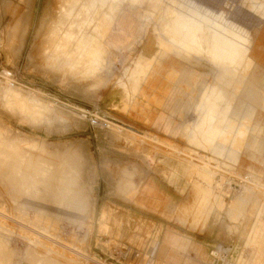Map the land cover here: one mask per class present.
<instances>
[{
  "label": "rangeland",
  "instance_id": "rangeland-1",
  "mask_svg": "<svg viewBox=\"0 0 264 264\" xmlns=\"http://www.w3.org/2000/svg\"><path fill=\"white\" fill-rule=\"evenodd\" d=\"M263 242L264 0H0V264Z\"/></svg>",
  "mask_w": 264,
  "mask_h": 264
},
{
  "label": "bare ground",
  "instance_id": "bare-ground-1",
  "mask_svg": "<svg viewBox=\"0 0 264 264\" xmlns=\"http://www.w3.org/2000/svg\"><path fill=\"white\" fill-rule=\"evenodd\" d=\"M97 13H98V12H97ZM95 14H96V13H95ZM43 15H44V14H43ZM98 15H99V14H98ZM50 17H51V16H50ZM95 17H96V16H95ZM60 19H61V18H60ZM89 19H90V18H89ZM100 19H101V18H100ZM99 21H100V20H99ZM85 24H86V23H85ZM41 26H42V25H41ZM18 27H19V26H18ZM18 27H17V28H18ZM14 28H15V27H14ZM17 28H16V29H17ZM16 29H14V30H15V35H14L15 38H16V36L18 35V31H17L18 29H17V30H16ZM21 32H22V31H21ZM27 32H28V27H27V25H26L25 28H24V35H23L24 37L22 38L23 40L21 39V40H22V44L24 43L25 36L27 35V34H26ZM22 33H23V32H22ZM77 33H78V32H77ZM21 35H22V34H21ZM66 35H67V34H66ZM66 37H67V36H66ZM15 38H14V40H15ZM18 38H19V37H18ZM20 38H21V37H20ZM19 40H20V39H19ZM19 40H18V41H19ZM70 41H71V40H70ZM16 42H17V41H16ZM63 42H65V41H63ZM72 42H73V41H72ZM19 43H20V42H19ZM89 43H90V42H89ZM97 44H98V43H97ZM89 45H90V44H89ZM91 45H92V44H91ZM93 47H94V46H93ZM96 47H97V46H96ZM218 47H219V46H218ZM235 47H236V46H235ZM55 48H56V47H55ZM94 48H95V47H94ZM99 48H100V47H99ZM92 49H93V48H92ZM100 49H101V48H100ZM100 49L97 48L98 51H99ZM46 50H47V49H46ZM62 50H63V49H62ZM90 50H91V49H90ZM56 55H57V54H56ZM63 66H64V65H63ZM62 68H63V67H62ZM246 119H247V118H246ZM236 125H237V124H236ZM236 125H235V126H236ZM231 126H232V125H231ZM231 129H232V128H231ZM224 133H225V132H224ZM14 166H15V165H14ZM14 166H13V167H14ZM213 255H214V256H218L219 254L215 252ZM256 255H257V254H256ZM256 259H257V257H256ZM257 260H258V259H257ZM257 260H255L254 264L257 262Z\"/></svg>",
  "mask_w": 264,
  "mask_h": 264
},
{
  "label": "crops",
  "instance_id": "crops-1",
  "mask_svg": "<svg viewBox=\"0 0 264 264\" xmlns=\"http://www.w3.org/2000/svg\"><path fill=\"white\" fill-rule=\"evenodd\" d=\"M259 50V49H258ZM230 220H232V218L230 219ZM233 220H235V219H233ZM232 220V221H233ZM235 229V231H238V230H240L239 228H234ZM169 238H171L170 236H168V239ZM247 240V239H246ZM258 246V245H257ZM259 248V247H258ZM257 255H258V260H259V264H264V242H263V245H262V247L258 250V252H257Z\"/></svg>",
  "mask_w": 264,
  "mask_h": 264
},
{
  "label": "built area",
  "instance_id": "built-area-1",
  "mask_svg": "<svg viewBox=\"0 0 264 264\" xmlns=\"http://www.w3.org/2000/svg\"><path fill=\"white\" fill-rule=\"evenodd\" d=\"M226 251H227V250H226ZM226 251H225V253H226ZM215 252L218 253L219 255H218V256H214L213 254H214ZM226 254H228V253H226ZM221 255H222L221 258H225V257H223V255H224L223 251H221L220 249H219V251H213V252H211V256H212L213 259H218V258H220ZM214 261H215V260H214Z\"/></svg>",
  "mask_w": 264,
  "mask_h": 264
}]
</instances>
